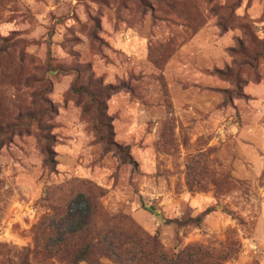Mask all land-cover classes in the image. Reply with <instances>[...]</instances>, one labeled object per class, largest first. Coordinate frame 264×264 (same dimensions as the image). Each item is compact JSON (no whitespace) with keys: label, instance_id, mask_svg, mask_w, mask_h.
<instances>
[{"label":"rangeland","instance_id":"obj_1","mask_svg":"<svg viewBox=\"0 0 264 264\" xmlns=\"http://www.w3.org/2000/svg\"><path fill=\"white\" fill-rule=\"evenodd\" d=\"M173 3L206 23L178 35ZM162 44L175 48L164 67L149 58ZM110 85L115 145L73 90ZM18 117L0 145V264H36L35 228L78 194L108 232L264 264V0H0V127ZM208 207L201 227L165 224Z\"/></svg>","mask_w":264,"mask_h":264},{"label":"trees","instance_id":"obj_2","mask_svg":"<svg viewBox=\"0 0 264 264\" xmlns=\"http://www.w3.org/2000/svg\"><path fill=\"white\" fill-rule=\"evenodd\" d=\"M170 8L174 17L163 16V18L186 25V29H183L184 26L180 28L183 32L177 31L178 35H182L186 30L193 31L194 25L192 24L195 22L206 23L203 17L192 16L189 10H179V7L174 3ZM167 47L162 44L158 47L160 50L154 49L149 53V58L154 60L153 62L158 66L164 67L175 52L173 44ZM49 71L54 73L75 71L78 73L75 69L58 70L53 68ZM95 84H99V82L96 81ZM73 90L89 96L96 107L97 121L104 132L105 144L115 145L111 119L106 115L105 106L100 101L101 97H108L111 94L110 92L114 91V87L111 85L104 86V88L100 87V92L90 87H74ZM20 120L21 118L18 117L16 122L9 123L6 128L0 127V145L9 140L15 132L27 126L26 122ZM83 203L87 207L86 210L82 211L80 209ZM141 203L144 210L163 218L162 212L155 206L148 205L143 200H141ZM52 210L54 212L55 209ZM213 211V207H208L194 216L164 220L166 225L201 227L205 217ZM229 214L234 216V213ZM54 215L52 220H50L51 217H46L51 224L45 223L35 228V248L31 254L36 264H47L54 259H58L64 264H99L102 259L121 260L120 264H221L224 260H228V257L225 259L222 256H217L200 244H192L178 253L169 254L164 251L159 236H149L135 226L131 232L123 229L115 233L108 232L109 221L103 207L86 197L85 194H78L73 197L64 210H57ZM97 221L102 223V227L99 229H95ZM49 230L57 237L55 242L51 238L45 239ZM96 237L98 242L95 240ZM22 264H31V262H23Z\"/></svg>","mask_w":264,"mask_h":264}]
</instances>
